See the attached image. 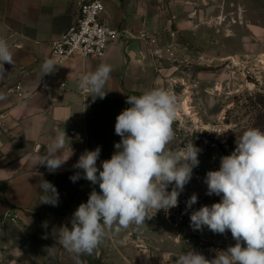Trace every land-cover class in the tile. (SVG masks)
Masks as SVG:
<instances>
[{
	"label": "crops",
	"instance_id": "0c3cea01",
	"mask_svg": "<svg viewBox=\"0 0 264 264\" xmlns=\"http://www.w3.org/2000/svg\"><path fill=\"white\" fill-rule=\"evenodd\" d=\"M226 1L106 0L103 20L120 33V39L108 45L102 60L76 56L58 66L52 46L78 19L80 0H0V38L8 41L14 59L13 65L5 63L6 74L0 76V260L20 262L26 256L29 264L158 260L160 249L154 239L161 228L153 219L139 228L111 231L90 255L69 253L57 242L56 232L61 226L71 228L78 206L87 202L93 189L100 191L98 184L83 178L82 169L74 167L80 155L99 147L101 168L121 140L115 122L131 106L127 96L156 87L155 55L142 34L158 37L164 56L181 46L193 50L202 43L209 18L224 9ZM46 60L55 61L52 73L42 70ZM101 63L114 69L104 88L107 94L103 99L93 94L85 98L80 77ZM60 126L69 137L62 158H69L49 172L30 157L47 153ZM77 174L80 178L73 182L70 177ZM42 180L55 186L56 206L40 204Z\"/></svg>",
	"mask_w": 264,
	"mask_h": 264
},
{
	"label": "clouds",
	"instance_id": "9594fccd",
	"mask_svg": "<svg viewBox=\"0 0 264 264\" xmlns=\"http://www.w3.org/2000/svg\"><path fill=\"white\" fill-rule=\"evenodd\" d=\"M5 63L13 65V53L8 41L0 38V76L6 74ZM54 67V60H46L42 70L49 74ZM113 70L112 65L101 63L95 71L80 77L79 87L103 99ZM126 102L131 106L115 122V133L121 140L111 158L101 162L102 170L97 167L99 147L85 150L74 165L83 170L84 179L100 189H93L87 202L75 210L71 228L61 226L56 232L57 242L75 256L92 254L113 230L142 227L159 211L167 213L177 207L193 168L199 165L200 149L192 142L180 152L168 148L179 111L174 94L156 87L139 96H127ZM56 131L47 153L30 157L49 172L58 170L69 158H62L69 137L60 127ZM204 131L214 132L207 128ZM79 178V174L70 177L73 182ZM204 182L207 194L221 196V200L193 211L190 226L194 230L206 226L219 234L230 231L237 243L218 250L212 259L193 249L182 252L175 264H264V130H245L235 150L221 157L219 169L208 171ZM40 185V204L56 206L59 194L55 186L44 180ZM196 202L197 195L193 194L187 207Z\"/></svg>",
	"mask_w": 264,
	"mask_h": 264
},
{
	"label": "rangeland",
	"instance_id": "374dc122",
	"mask_svg": "<svg viewBox=\"0 0 264 264\" xmlns=\"http://www.w3.org/2000/svg\"><path fill=\"white\" fill-rule=\"evenodd\" d=\"M205 31L202 43L193 50L181 46L168 56L160 49L155 55L156 87L170 91L179 103L175 135L168 148L180 152L192 142L200 152L199 165L179 195L178 206L152 218L159 221L161 231L154 239L160 249L158 260L151 264H175L180 253L191 249L212 259L218 250L237 243L230 231L214 233L206 226L194 230L190 215L221 198L207 194V172L219 169L221 157L235 150L245 130H264V0H227L225 8L209 18ZM190 51L197 54L190 55ZM193 194L197 202L188 208ZM9 260L0 264H29L30 259Z\"/></svg>",
	"mask_w": 264,
	"mask_h": 264
},
{
	"label": "built area",
	"instance_id": "2783aa9c",
	"mask_svg": "<svg viewBox=\"0 0 264 264\" xmlns=\"http://www.w3.org/2000/svg\"><path fill=\"white\" fill-rule=\"evenodd\" d=\"M105 2L106 0H80L78 19L52 46V56L58 66L76 56L102 60L108 45L120 39V33L110 28L103 20ZM141 38L151 48L153 55H159L158 37L145 32ZM81 94L85 98L91 95L83 90Z\"/></svg>",
	"mask_w": 264,
	"mask_h": 264
},
{
	"label": "bare ground",
	"instance_id": "6f19581e",
	"mask_svg": "<svg viewBox=\"0 0 264 264\" xmlns=\"http://www.w3.org/2000/svg\"><path fill=\"white\" fill-rule=\"evenodd\" d=\"M184 110L187 112V113H189V111H190V109H189V106H188V104H184Z\"/></svg>",
	"mask_w": 264,
	"mask_h": 264
},
{
	"label": "trees",
	"instance_id": "16d2710c",
	"mask_svg": "<svg viewBox=\"0 0 264 264\" xmlns=\"http://www.w3.org/2000/svg\"><path fill=\"white\" fill-rule=\"evenodd\" d=\"M221 198H215V203L220 202Z\"/></svg>",
	"mask_w": 264,
	"mask_h": 264
},
{
	"label": "water",
	"instance_id": "95a60500",
	"mask_svg": "<svg viewBox=\"0 0 264 264\" xmlns=\"http://www.w3.org/2000/svg\"><path fill=\"white\" fill-rule=\"evenodd\" d=\"M210 10H212V9H210ZM60 128H61L62 130H65V127H64V126H60Z\"/></svg>",
	"mask_w": 264,
	"mask_h": 264
}]
</instances>
